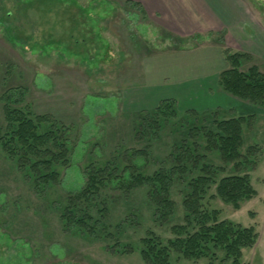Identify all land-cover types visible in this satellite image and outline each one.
I'll return each mask as SVG.
<instances>
[{
    "label": "rangeland",
    "instance_id": "1",
    "mask_svg": "<svg viewBox=\"0 0 264 264\" xmlns=\"http://www.w3.org/2000/svg\"><path fill=\"white\" fill-rule=\"evenodd\" d=\"M226 49L249 55L242 70L255 65L264 73V0H0V127L1 96L24 90L33 113L69 128L71 152L58 183L44 193L0 150V264H148L140 253L142 239L177 237L173 228L186 224L191 200L185 178L174 181L168 195L156 192L173 205L165 218L156 215L149 183L118 190L109 179L93 197L87 232L65 226L61 217L70 193L86 184L87 172L119 154L125 179L186 158V146L175 147L182 137L169 121L158 135L148 121L135 128L137 115L164 99H175L180 111L214 109L220 119L250 116L243 122L240 152L244 157L252 147V164L244 170L235 166L239 161L224 162L218 150H208L206 160L219 171L196 204L218 211L220 220L253 227L259 238L242 250V261L264 264V110L262 103L241 101L218 85L230 66ZM207 60L215 62L208 69ZM186 164L182 176L190 174ZM129 165L141 170L134 174ZM244 173L256 195L239 207L224 202L218 181Z\"/></svg>",
    "mask_w": 264,
    "mask_h": 264
},
{
    "label": "trees",
    "instance_id": "2",
    "mask_svg": "<svg viewBox=\"0 0 264 264\" xmlns=\"http://www.w3.org/2000/svg\"><path fill=\"white\" fill-rule=\"evenodd\" d=\"M223 54L230 66L219 75L220 88L241 101L262 103L264 110V73L255 65L246 71L242 70L243 62L250 58L247 53H230L226 49ZM23 91L14 96L13 90H10L1 96L5 124L0 127V150L20 170L23 177L32 182L36 192L42 189L45 193L50 185L58 183L60 170L69 163V128L51 116L33 113L25 103ZM213 110L202 113L180 111L175 99H164L152 110L138 114L135 128L139 130L148 121L154 135L166 129L164 124L169 121L174 129L172 132L182 137V142L176 143L175 147L179 148L181 145L182 149L186 146V158L181 155L173 158L169 168H160L148 176L141 172L126 179L119 174L125 166L122 154L115 158L117 160L102 163L104 167L87 172V181L81 190L70 193L61 215L65 226L74 227L77 232L88 231L86 225L87 219L91 218L93 197L100 194L108 179L109 185L113 184L118 190L135 188L143 182L149 183L150 201L153 204L157 202L154 205L156 215L165 218L166 214L170 215L172 212L173 205L169 197L159 195L156 198V192L168 195L173 182L185 178L192 186L191 193H185L191 199L185 205L186 224L173 228L177 235L175 239L164 241L153 235L142 239L140 253L145 261L148 264H178L182 259V264H186L185 260L203 258L205 264H243L242 250L252 248L258 241L255 229L242 227L229 220H220L218 211H208L196 202L202 201L204 188L214 183L213 175L219 171L206 160L208 150H218L225 159L222 158L224 162L239 161L235 166L244 167V170L252 164L254 149L250 147L244 157H241L240 152L244 138L243 122L250 116L220 119L214 117ZM191 134L203 145L198 140L190 141ZM198 148H204V154H199L196 151ZM191 152L197 157L191 156ZM184 160L185 163L182 162ZM129 161L130 159L128 163ZM187 161L190 163L187 168L190 174L182 176L186 172ZM129 167L133 168L134 174L141 170L140 166ZM195 172L198 176H194ZM113 175L115 181L111 179ZM250 181L248 173L221 178L217 183L218 196L224 202L239 207L257 193Z\"/></svg>",
    "mask_w": 264,
    "mask_h": 264
},
{
    "label": "crops",
    "instance_id": "3",
    "mask_svg": "<svg viewBox=\"0 0 264 264\" xmlns=\"http://www.w3.org/2000/svg\"><path fill=\"white\" fill-rule=\"evenodd\" d=\"M213 20H215V19H213ZM215 60V59H214ZM214 60H213V62H214ZM213 62L212 61H210V60H207V62L206 61H203V63L205 64V65H203L206 69H208V67L210 68V67H212L214 64H213ZM215 63V62H214ZM206 109H211L212 107H205Z\"/></svg>",
    "mask_w": 264,
    "mask_h": 264
}]
</instances>
